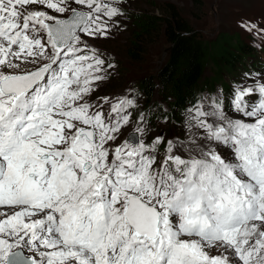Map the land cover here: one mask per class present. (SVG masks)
<instances>
[{
    "label": "snow or ice",
    "instance_id": "snow-or-ice-1",
    "mask_svg": "<svg viewBox=\"0 0 264 264\" xmlns=\"http://www.w3.org/2000/svg\"><path fill=\"white\" fill-rule=\"evenodd\" d=\"M121 15L0 0V264H264V82L197 98L186 141L145 112L121 141L135 100L92 101L115 65L85 40Z\"/></svg>",
    "mask_w": 264,
    "mask_h": 264
},
{
    "label": "rangeland",
    "instance_id": "rangeland-1",
    "mask_svg": "<svg viewBox=\"0 0 264 264\" xmlns=\"http://www.w3.org/2000/svg\"><path fill=\"white\" fill-rule=\"evenodd\" d=\"M165 1L177 6L185 16L184 18L189 20L191 26L206 41L213 40L220 33L234 37L237 35L241 41L256 48L250 53L251 56L247 57V64L236 66L232 73L227 74L223 70L221 78L215 81L210 80L213 75V60L209 57L205 62L202 78L207 79L206 85H211V89H206L209 86L204 87L200 97L210 98L222 92L225 110H228L234 86L237 84L251 85L256 79L264 82V40H261L255 33L250 34L245 31L238 23L247 20L264 29V0H115L121 7L123 15L115 18L116 23L110 29V34L100 38L85 37V40L106 61L115 65L114 69L109 70L108 78L99 84L92 98H96L97 101V97H109L113 100L119 96H128L135 100V107L130 110L131 123L123 129L121 141L135 126L136 118L141 112L147 114L149 121L146 142H150L157 135L164 138V143L168 140H182L187 138V135L189 137L192 131H200L195 128L189 131L185 123V110L191 104L172 112L168 102L170 99L166 94L154 90L153 94L147 97L136 87L138 77L154 71L165 60L167 43L161 38L146 42L144 52L139 55V60L129 58L125 54V43H128L133 36L134 12L157 14L161 12L159 7ZM109 2H114V0H109ZM50 14L56 15L51 12ZM257 60L259 63L254 62ZM255 98L253 96L251 99L255 100ZM104 109L107 111L108 107L104 106ZM163 146V144L160 146L161 152H163Z\"/></svg>",
    "mask_w": 264,
    "mask_h": 264
},
{
    "label": "trees",
    "instance_id": "trees-1",
    "mask_svg": "<svg viewBox=\"0 0 264 264\" xmlns=\"http://www.w3.org/2000/svg\"><path fill=\"white\" fill-rule=\"evenodd\" d=\"M159 9L161 12L157 14L134 12L133 36L125 43V54L139 60L146 42L161 38L167 43L165 60L154 71L136 78V87L147 97L154 90L166 94L172 112L185 104L196 103L204 87L211 89V85H206L207 79L202 78L209 57L213 60L210 80L215 81L223 70L232 73L236 66L247 64V57L256 49L237 35L220 33L206 41L177 6L165 1Z\"/></svg>",
    "mask_w": 264,
    "mask_h": 264
},
{
    "label": "bare ground",
    "instance_id": "bare-ground-1",
    "mask_svg": "<svg viewBox=\"0 0 264 264\" xmlns=\"http://www.w3.org/2000/svg\"><path fill=\"white\" fill-rule=\"evenodd\" d=\"M119 97H120V96H119ZM121 97H122V96H121ZM113 98H114V97H113ZM116 98H117V97H116ZM95 99H96V98H92V101H93V102H98V101H96ZM114 99H115V98H114ZM111 101H112V99L110 100V102H111ZM104 106H106V108L109 107L108 104H105ZM106 110H107V109H106ZM196 132H197V131H196ZM189 133H190V132H189ZM192 133H193V131H192ZM192 133H191V134H192ZM191 134H190V135H191ZM188 138H189V137H188V135H187V138L185 137V139H182V140H188ZM0 211H6V209H4V208H0Z\"/></svg>",
    "mask_w": 264,
    "mask_h": 264
}]
</instances>
